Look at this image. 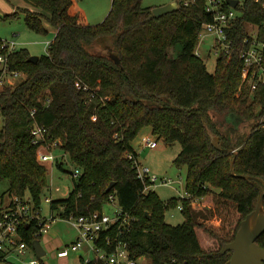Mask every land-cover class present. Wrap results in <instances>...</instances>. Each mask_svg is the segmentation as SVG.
I'll list each match as a JSON object with an SVG mask.
<instances>
[{"label":"trees","instance_id":"1","mask_svg":"<svg viewBox=\"0 0 264 264\" xmlns=\"http://www.w3.org/2000/svg\"><path fill=\"white\" fill-rule=\"evenodd\" d=\"M25 1L30 7L21 11L29 29L46 32L45 19L56 31L34 62L24 47L0 48L9 68L23 76L0 91V179L8 181L7 193H27L39 205L49 188L31 139L37 123L51 140H60L59 148L80 170L69 194L53 199L51 208L62 206L63 216L85 214L102 210L113 195L131 219L113 224L110 234L135 256L152 264L173 257L184 264H229L230 252L220 249L255 208L259 179L264 181V125L258 121L264 84L250 97L238 92L242 59L233 49L219 53L213 72L194 53L201 25L211 19L205 0H180L178 10L158 17L142 0H111L95 24L70 13L73 0ZM235 9L228 29L232 47L242 43L249 23L264 37V0H241ZM144 127L158 140L180 143L173 163L186 167L185 191L202 201L163 202L154 190L143 191L148 180L137 176L132 141ZM179 201L184 219L172 225L164 212ZM35 228L20 230L30 247L40 238L32 236ZM255 241L264 247V232ZM82 264L102 261L92 257Z\"/></svg>","mask_w":264,"mask_h":264},{"label":"built area","instance_id":"2","mask_svg":"<svg viewBox=\"0 0 264 264\" xmlns=\"http://www.w3.org/2000/svg\"><path fill=\"white\" fill-rule=\"evenodd\" d=\"M240 1L237 0V4ZM184 3L186 4L187 1ZM235 7L229 6L225 0H205V10L211 15V19L202 23L199 37L202 34L213 36L215 47L220 52L224 51L230 54L232 49L235 50L242 59L238 92L240 93L242 90H245L248 97H250L259 85L264 84V37L258 36L257 27L256 30L255 28L254 30L247 28V35L242 39V43L232 47V42L228 38V29L230 23L237 16ZM250 25L255 27V25ZM49 43L50 41L47 42V47ZM14 45L13 42L9 45L2 42L0 48H9L11 50L15 48ZM194 53L199 56L196 47ZM0 66L1 91L5 85H11V80L16 79L22 73L9 68L7 56L3 53H0ZM32 113L33 110L31 111ZM258 121L264 125V110ZM31 139L32 143L36 145L35 153L37 161L42 164L49 161L52 164L55 160L52 150L59 148L61 144L60 140H51L46 128L37 123H34L31 128ZM140 141L146 147L154 148L157 146L156 141L145 134L141 136ZM232 151H235V149ZM127 157L132 158V154L127 153ZM133 162L136 166L137 176L142 181L148 180L143 188V191H148L157 177L150 175L149 167L141 165L137 158ZM79 174L80 170L75 168L72 177H76ZM163 183L167 182L163 181ZM180 199H191V196L184 190V193H180ZM52 200L49 196L45 197V202L50 203V205ZM109 202H115L113 195L109 196L107 203ZM177 206L182 208L181 203ZM62 211V206L57 208L50 207V216L46 218L41 215L40 206L36 205L29 196L7 194L6 199L0 196V264H12L8 260L11 255L24 254L25 248L28 245L23 240L22 233L20 232L21 228L29 227V230L30 228L32 230L33 227H36L33 230L32 236L37 238L47 233L52 225L58 221L68 223L74 234L69 243L55 248L54 255L56 257L67 258L71 252H79V255L76 257H80V252L86 250L93 255L92 257L99 258L102 264H152L150 259L145 255L135 256L132 254L124 241L112 238L110 234L112 225L119 221L128 223L131 219L129 214L123 212L120 207L112 217L102 210L89 211L79 215L70 214L68 216H63ZM92 257L83 259L82 263ZM29 264H37V261H32ZM162 264L184 263L178 258L173 257Z\"/></svg>","mask_w":264,"mask_h":264},{"label":"rangeland","instance_id":"3","mask_svg":"<svg viewBox=\"0 0 264 264\" xmlns=\"http://www.w3.org/2000/svg\"><path fill=\"white\" fill-rule=\"evenodd\" d=\"M169 0H142V6H159ZM27 2L25 0H0V39L5 44L13 42L15 48H26L31 55H41L46 52L47 42L51 41L54 36L53 27L47 20H43L46 32L41 33L35 30L29 29L24 20V13L21 11L25 8ZM74 6L84 13V22L97 23L104 19L109 11L111 2L110 0H74ZM14 10H19L18 16L4 17L5 14L11 13ZM248 29L256 30V26L247 25ZM1 42V44H2ZM0 44V46H1ZM96 49V48H95ZM100 46H97V50H100ZM179 46H177V50ZM10 50L9 48L6 51ZM174 54L176 48L173 49ZM196 50L199 53V57L204 61L207 71L213 72L215 67L216 58L219 55V50L215 47L214 38L208 34L200 35ZM1 67V66H0ZM22 75L17 76L16 79L11 80L10 84L19 82L22 79ZM225 115L218 116V120L223 122ZM227 121H232L231 115L226 116ZM242 124V123H241ZM240 124V126H241ZM2 126V119L0 117V128ZM148 135L154 139L157 146L154 148L146 147L141 144V136ZM218 143V140H217ZM132 145L137 154V160L141 165L148 166L150 169V175L157 177L156 181L152 183L151 189L156 192L158 197L166 202L173 197L180 198V193H184L185 190V176L186 167H177L173 163L174 157L181 149V145L178 141L173 143H165L162 139H157L151 133L150 127H144L137 137L132 141ZM55 160L52 164L49 161L45 163L47 168V181L49 188L39 198L40 213L42 216L49 218L50 216V203L45 202V197L49 196L52 199L65 198L73 187L72 173L75 170L74 164L69 160L68 155L64 153L60 148L52 150ZM61 163L62 167L59 168L55 163ZM167 183H163V181ZM8 181L0 179V196L4 199L7 198ZM28 196V194H24ZM191 196L190 203H198L203 198L194 199ZM180 203V201H179ZM178 203V204H179ZM118 205L115 202H109L104 204L102 211L109 216H114ZM165 220L172 224H178L183 221V215L181 208L177 204H172L164 212ZM39 238L40 244L45 249V254L38 257L36 256L32 247L27 246L24 254L11 255L9 261L12 264H29L32 261H37V264H81L78 262L76 256L77 253H70L67 258L56 257L53 246L56 244L64 245L69 243L73 238V230L68 223L58 221L56 224ZM81 253V252H80ZM84 253V252H82ZM92 255V254H91ZM93 256V255H92Z\"/></svg>","mask_w":264,"mask_h":264},{"label":"water","instance_id":"4","mask_svg":"<svg viewBox=\"0 0 264 264\" xmlns=\"http://www.w3.org/2000/svg\"><path fill=\"white\" fill-rule=\"evenodd\" d=\"M229 6L235 7L237 0H225ZM180 0H169L159 6L151 8V12L154 16L158 17L166 13L174 12L179 9ZM37 55H30L28 61L34 62L38 59ZM110 58L114 60L116 64H119V59L115 55H110ZM218 138L212 137V143L217 146ZM248 178V175H243ZM260 187V194L257 198L255 208L247 213L245 217L240 221V226L236 231L234 238L222 245L220 252H230L229 264H264V247H261L256 243V238L264 232V211L263 197H264V181ZM114 182L111 181L106 191L110 190ZM36 256L40 257L44 255L45 249L40 244L39 239H35L31 244Z\"/></svg>","mask_w":264,"mask_h":264},{"label":"crops","instance_id":"5","mask_svg":"<svg viewBox=\"0 0 264 264\" xmlns=\"http://www.w3.org/2000/svg\"><path fill=\"white\" fill-rule=\"evenodd\" d=\"M110 2H111V0H110ZM73 3H74V0H73ZM72 3V5L70 6V9H69V11H70V13L71 14H76L79 18H80V20L83 22V23H88V22H84L83 20H85V16H84V13L79 9V7H76V6H74V4ZM30 6H29V4L27 3L26 5H25V8H29ZM110 9V8H109ZM43 20H45V19H43ZM98 23V22H97ZM90 24H95V23H90ZM44 26V25H43ZM45 27V26H44ZM53 30H54V34H55V28L53 27ZM134 148V147H133ZM135 150V149H134ZM136 152V151H135ZM53 227V226H52ZM51 227V228H52ZM50 228V229H51ZM49 229V230H50ZM72 230V229H71ZM48 233V232H47ZM58 246H60V244H56V245H54L53 246V249L55 250V248L56 247H58ZM82 252H84V253H82ZM81 253H80V257H76L77 258V260H78V262L79 263H81L82 264V260L83 259H86V258H89V257H92V255H91V253H89L88 251H86V250H84V251H82Z\"/></svg>","mask_w":264,"mask_h":264}]
</instances>
